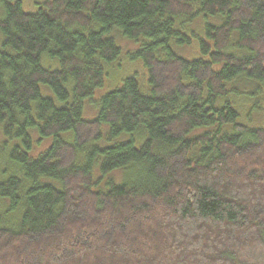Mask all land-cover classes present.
<instances>
[{
    "label": "trees",
    "instance_id": "obj_1",
    "mask_svg": "<svg viewBox=\"0 0 264 264\" xmlns=\"http://www.w3.org/2000/svg\"><path fill=\"white\" fill-rule=\"evenodd\" d=\"M36 5L0 0V264H264V0ZM118 33L145 84L85 120Z\"/></svg>",
    "mask_w": 264,
    "mask_h": 264
},
{
    "label": "rangeland",
    "instance_id": "obj_2",
    "mask_svg": "<svg viewBox=\"0 0 264 264\" xmlns=\"http://www.w3.org/2000/svg\"><path fill=\"white\" fill-rule=\"evenodd\" d=\"M20 1L25 11L34 12L37 7L36 4L41 0H20ZM192 25L194 27H192ZM192 25L191 27L188 26V28H195L196 33L201 34L202 26L200 27V24L198 22H195ZM113 40L120 49L119 60L108 66V68L106 69V75L104 78L103 85L100 88H97L94 90L92 99L85 100V102L83 103L82 118L85 120H90L93 117H95L97 113V108L94 102H96V100L105 92L115 87H119L122 83V80L125 77L130 76L134 73H137L138 75L141 74V76H139L140 82L145 84V79L147 77L146 69L142 67L141 62L138 59H133L130 56L131 53L139 47L140 42L129 40L123 37L122 35H120L119 33L114 34ZM195 50L196 48L194 47V45L179 46L177 48L174 47L175 53L179 57L186 58V59L197 56L198 53H196ZM43 64H46V63L43 62ZM40 89L43 95L50 96L43 86L40 85ZM241 108H243V106H241ZM261 111L262 109L255 112L252 108L248 110V112L246 113L241 111L243 119L247 120V122L244 121L245 124L247 126L248 125L256 126V125L263 124L264 116ZM30 135L34 137V139L32 140V142L33 141L34 142L31 144L32 150L30 153H31V156L37 157L39 154H41L48 148V146L51 143V137L42 139L41 141L37 140V142L35 143V140L38 138L37 134L34 131H31Z\"/></svg>",
    "mask_w": 264,
    "mask_h": 264
}]
</instances>
